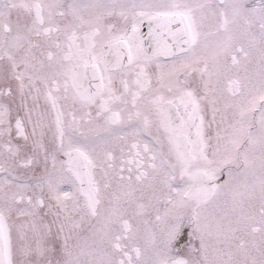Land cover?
Here are the masks:
<instances>
[{"label": "snow or ice", "instance_id": "obj_1", "mask_svg": "<svg viewBox=\"0 0 264 264\" xmlns=\"http://www.w3.org/2000/svg\"><path fill=\"white\" fill-rule=\"evenodd\" d=\"M0 264H264V0H0Z\"/></svg>", "mask_w": 264, "mask_h": 264}, {"label": "flooded vegetation", "instance_id": "obj_2", "mask_svg": "<svg viewBox=\"0 0 264 264\" xmlns=\"http://www.w3.org/2000/svg\"><path fill=\"white\" fill-rule=\"evenodd\" d=\"M143 31H147L146 26L143 28ZM187 239H188V237H187V234L185 233L180 239V245L179 246H183L184 244H186Z\"/></svg>", "mask_w": 264, "mask_h": 264}]
</instances>
